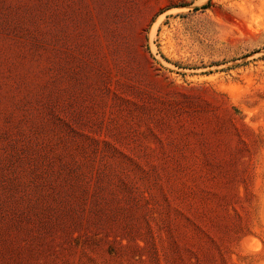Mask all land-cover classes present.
<instances>
[{
    "label": "rangeland",
    "instance_id": "374dc122",
    "mask_svg": "<svg viewBox=\"0 0 264 264\" xmlns=\"http://www.w3.org/2000/svg\"><path fill=\"white\" fill-rule=\"evenodd\" d=\"M0 264H264V0H0Z\"/></svg>",
    "mask_w": 264,
    "mask_h": 264
}]
</instances>
